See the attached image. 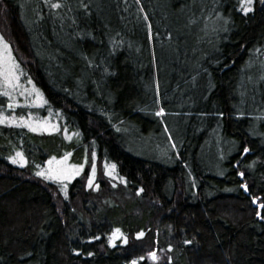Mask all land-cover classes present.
I'll return each instance as SVG.
<instances>
[{"label": "trees", "instance_id": "obj_1", "mask_svg": "<svg viewBox=\"0 0 264 264\" xmlns=\"http://www.w3.org/2000/svg\"><path fill=\"white\" fill-rule=\"evenodd\" d=\"M0 37L43 100L22 117L61 127L0 124V264H264V0H0ZM170 115L179 156L137 154L130 130ZM64 130L73 163L93 149L123 183L94 192L87 166L64 196L40 177L74 151Z\"/></svg>", "mask_w": 264, "mask_h": 264}, {"label": "rangeland", "instance_id": "obj_2", "mask_svg": "<svg viewBox=\"0 0 264 264\" xmlns=\"http://www.w3.org/2000/svg\"><path fill=\"white\" fill-rule=\"evenodd\" d=\"M247 4H250V1H248ZM254 69L253 67L252 70ZM19 77L20 74L16 69L15 63L11 59L9 47L0 37V97H2V94L5 98L0 99V110L2 111L0 112V124L6 122L15 126L26 127L39 134L45 135L59 133L61 130L59 123L56 120H52L51 115L43 108V113L40 115L30 114V116L26 118L22 117L25 115L24 113L31 109L38 111L39 108L35 107L34 104L42 106L43 100L37 97L34 92V89H37L32 83L29 82L33 87L30 85L29 87L24 86L21 88ZM10 116L20 117L18 119L12 117L7 118ZM168 122L170 123L168 124ZM185 122V120L172 118L170 115L165 120H161L160 127L156 129L158 132L154 130L156 132L155 136H152L150 131L143 132L137 127L134 129L132 128L130 130L131 134L128 133L133 145L132 149L142 157L154 158L171 164L173 161L170 154L176 157L179 156L178 146L176 145L173 132L184 130ZM73 134L75 133L67 132L66 130L62 131L63 141L67 144L71 142ZM79 142V139H77V141L75 139L71 142L74 146V151L71 149L65 150L63 151V153H65L64 155L51 156L45 159L44 164L40 165L41 167L38 171V175L49 182L57 184L62 194L66 196L68 194V183L74 178L79 177L83 169L88 166L87 172L83 174V180L87 188L92 189L94 192L98 191L100 183L103 180L101 177L102 173L104 174L103 176L107 178L106 184L110 186V188H118L123 181L117 176L113 166L101 163L97 159L95 150L92 149L91 152L85 153L84 149L83 151L80 150L82 152H80V154L83 155L84 153L82 162L80 164L73 163V154H78L76 143L77 148H81ZM219 146H222L220 142L217 143L216 148L207 150L204 154L209 163L215 165V168L220 165L219 163H223L227 155H229V153L224 152ZM11 161L20 167H23L26 163V160L18 153L15 154L13 158L11 157ZM137 236L141 239L145 236V232L141 230L138 232ZM116 240H121L122 243H125L127 237L125 233L123 234L121 230L117 229L112 234L111 243H114ZM146 258L151 263L158 262L161 260V255L155 247H152L147 249Z\"/></svg>", "mask_w": 264, "mask_h": 264}, {"label": "snow or ice", "instance_id": "obj_3", "mask_svg": "<svg viewBox=\"0 0 264 264\" xmlns=\"http://www.w3.org/2000/svg\"><path fill=\"white\" fill-rule=\"evenodd\" d=\"M245 151H247V150H245Z\"/></svg>", "mask_w": 264, "mask_h": 264}]
</instances>
